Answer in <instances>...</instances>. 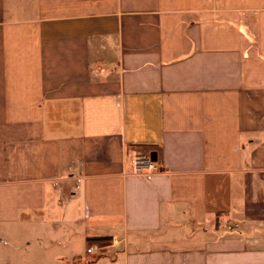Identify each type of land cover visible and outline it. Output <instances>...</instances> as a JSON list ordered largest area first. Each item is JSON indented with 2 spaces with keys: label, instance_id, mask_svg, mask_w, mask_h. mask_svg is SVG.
Listing matches in <instances>:
<instances>
[{
  "label": "crops",
  "instance_id": "crops-1",
  "mask_svg": "<svg viewBox=\"0 0 264 264\" xmlns=\"http://www.w3.org/2000/svg\"><path fill=\"white\" fill-rule=\"evenodd\" d=\"M27 259L264 264V0H0V264Z\"/></svg>",
  "mask_w": 264,
  "mask_h": 264
},
{
  "label": "built area",
  "instance_id": "built-area-1",
  "mask_svg": "<svg viewBox=\"0 0 264 264\" xmlns=\"http://www.w3.org/2000/svg\"><path fill=\"white\" fill-rule=\"evenodd\" d=\"M130 162L132 174L136 176L150 177L157 171L155 161H153L151 153H144L136 149L130 151ZM102 247L91 246L86 249L87 255H100ZM74 264H85L83 260H77Z\"/></svg>",
  "mask_w": 264,
  "mask_h": 264
},
{
  "label": "rangeland",
  "instance_id": "rangeland-1",
  "mask_svg": "<svg viewBox=\"0 0 264 264\" xmlns=\"http://www.w3.org/2000/svg\"><path fill=\"white\" fill-rule=\"evenodd\" d=\"M76 244H77V245H76ZM103 247H104V246H103ZM103 247H102V250H104ZM73 248H74V252H73L72 254H74V256H72V258L78 256L82 251L85 250V248H84V246H83V243H82L81 240H79L78 238H76V239L74 240V247H73ZM106 248H107V245H105V249H106ZM18 264H35V262H33V261L27 259L25 262H22V261L20 260V262H19Z\"/></svg>",
  "mask_w": 264,
  "mask_h": 264
},
{
  "label": "water",
  "instance_id": "water-1",
  "mask_svg": "<svg viewBox=\"0 0 264 264\" xmlns=\"http://www.w3.org/2000/svg\"><path fill=\"white\" fill-rule=\"evenodd\" d=\"M151 156H152L153 161H155L156 160L155 154L152 153Z\"/></svg>",
  "mask_w": 264,
  "mask_h": 264
}]
</instances>
